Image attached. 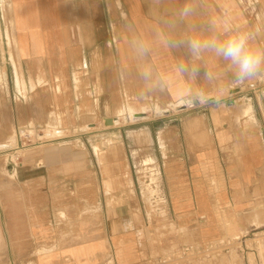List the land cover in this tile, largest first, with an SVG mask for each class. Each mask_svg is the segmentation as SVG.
I'll list each match as a JSON object with an SVG mask.
<instances>
[{"label":"crops","instance_id":"crops-1","mask_svg":"<svg viewBox=\"0 0 264 264\" xmlns=\"http://www.w3.org/2000/svg\"><path fill=\"white\" fill-rule=\"evenodd\" d=\"M9 1L15 63L9 57L8 68L0 65V264H264V100L244 94L260 77L230 86L226 78L219 102L203 105L181 102L175 89L137 100L139 85L117 78V68L128 63L130 36L145 32L158 15H171L189 0ZM196 2L198 13L191 22L228 15L234 24L252 30L256 46L264 49V0ZM183 55V50H157L153 63L165 71ZM208 63L224 64L211 58ZM127 105L137 110L135 121L126 115L129 124L119 126ZM67 115L65 122L78 130L97 124L101 115L102 135L118 134L123 142L130 139L129 125L149 133L160 174L154 185L159 196L150 201L114 193L113 188L131 186L123 179L132 171L128 158L117 168L113 163L103 170L100 164H88L95 168L104 195L90 196L96 212L85 218L75 213L67 227L57 213L66 197L49 190L64 185L49 180L47 167L57 166L53 174L79 175V163L65 171L59 166L80 157V148L54 146L26 153L20 163L11 159L17 133L48 122L58 125ZM109 117L119 124L105 125ZM85 138L80 131L72 136L79 142ZM148 151L144 147L145 155ZM38 165L46 169L34 173ZM118 174L122 179L115 180ZM78 197L67 199L76 206ZM151 220L175 228L162 245L152 243L161 233L150 232ZM61 236L84 240L64 242ZM185 246L197 247L198 256L156 262ZM209 247L211 254L203 252Z\"/></svg>","mask_w":264,"mask_h":264},{"label":"clouds","instance_id":"clouds-1","mask_svg":"<svg viewBox=\"0 0 264 264\" xmlns=\"http://www.w3.org/2000/svg\"><path fill=\"white\" fill-rule=\"evenodd\" d=\"M197 13L196 0H189L171 15H158L145 32L126 41L128 63L117 68V78L139 85L137 100L175 89L183 103H210L213 92L219 102L226 78L230 86L264 76V49L256 46L252 30L234 24L228 15L191 22ZM157 50H183L184 55L160 71L153 63ZM209 58L224 64L209 65Z\"/></svg>","mask_w":264,"mask_h":264},{"label":"rangeland","instance_id":"rangeland-1","mask_svg":"<svg viewBox=\"0 0 264 264\" xmlns=\"http://www.w3.org/2000/svg\"><path fill=\"white\" fill-rule=\"evenodd\" d=\"M256 16V12L252 15ZM262 15V13H260ZM11 7H10V1L9 0H0V65L3 68H8V59L11 57L12 63L14 61L15 56V44H14V30L12 28V20H11ZM257 23L260 24L259 18L256 17ZM10 38V40H9ZM19 80V77H18ZM250 93L251 96L248 97V99H258V100H264V76L260 77L258 82L255 83L253 86L249 87L247 91H244V94ZM212 100H216V97H212ZM129 105L125 106L122 109L121 115L122 119L118 121L119 126L122 125H128L129 123L126 120V115L131 116V121H135V116L137 113H132L129 110ZM101 114V113H99ZM68 117V115L63 117V120L61 119V122L56 125L55 122H48L45 124H42L41 127H38L34 129V131L25 133L23 131L22 133H17L19 135V141L15 139L14 145H16V153L11 157L12 163H20L22 161L23 156H26L25 154L30 152L39 151L40 149H46L49 150L54 149V146H58L59 148L62 147L63 150H72L74 145L77 147V149L80 148V157H77L75 160H71L69 162H65L64 165H61L59 167H63L64 171L65 169H70V167H75L77 163L80 165V174H73L71 171H68V174L66 175L61 174L58 172V174H53L52 171H54L57 167L56 165L53 167L48 166L47 167V174L49 176V180L54 184L59 182V185H64L63 189L59 188L56 189L55 187L50 188V195H58V196H65L66 197V205H61V207L58 208L57 213L59 215H63L64 223L67 225V227H72V223L68 222V219L72 218L73 215L76 213L77 217L85 218L88 215L92 214L95 209V205L91 204L89 201L90 196H98V195H104L103 192L100 193L101 189L99 188L98 180L100 179L98 176H94V169L93 167H89V165H95L100 164L102 167V170L104 169V164L113 163V167L117 168L119 167V163L122 158H125L130 160L132 167L129 173V176H126L123 178L124 180H128V184L131 185L129 188H113V191L115 194L120 196L121 194H124L125 196L130 197H143L147 200L153 201L156 197L159 196L158 189H155L154 185L158 184L159 181V170H156L154 168L153 159H152V148H154V141L149 133L144 134L142 132H137L136 128L137 125H129L128 127L131 128L129 131L130 133V139L128 141H124L121 138V136L118 134L112 133V135H109L107 138L104 137L103 129H104V121L101 117V115L97 118V124H83L81 125V129L78 130V127L72 128L71 123H66L65 119ZM74 118V116H72ZM116 124V125H118ZM106 125V124H105ZM108 126V125H107ZM62 128V132H58L57 130ZM85 135V139H80L79 141L72 140V136L78 134V132ZM22 139H21V138ZM42 145V146H41ZM40 146V147H36ZM149 149L150 154H144L143 150ZM34 148V149H29ZM50 155V154H49ZM112 159L108 161L107 157ZM5 159H7L9 156H4ZM70 156L68 154H64L63 158L67 159ZM10 158V157H9ZM107 160V161H106ZM11 161V160H10ZM38 162V161H36ZM38 164H41L38 162ZM73 165V166H71ZM39 166V165H38ZM88 166V167H86ZM13 167H17L16 165H13ZM35 167L34 173L39 172L42 169H46V167L40 168ZM115 170V169H114ZM100 171V169H99ZM77 173V172H76ZM104 173V172H102ZM57 175H59L60 178H57ZM113 175L114 171H113ZM120 178V175L115 178ZM41 180H44L41 179ZM46 180V179H45ZM135 180V182H134ZM57 181V182H56ZM97 181V183H95ZM80 182V184H79ZM41 185V183H39ZM76 185V187H75ZM95 185H98V187L94 188ZM40 189V188H38ZM36 190V189H35ZM73 190V192H72ZM57 191V192H56ZM97 193V194H96ZM76 202L78 205L74 206L72 203V199H67L68 196H71L73 198H76ZM69 201V202H68ZM98 206V205H97ZM151 209V206H150ZM62 212V213H61ZM61 213V214H60ZM120 213H123V210L120 208ZM79 215V216H78ZM63 222L61 224L63 225ZM133 222H137L134 220ZM159 223L155 225V223ZM77 225V224H76ZM172 225H168L167 221H152L151 220V227L150 232H154L156 230L157 233H161L160 237H157L152 240V243L156 241L157 244H163V240L166 239L167 236H169V233H174L175 228L172 226V230H170V227ZM60 240V237H58ZM84 240V237H77L73 239V237L70 236H61V240L64 242H72L75 240ZM51 242H57L56 237H51ZM69 257H65L67 259ZM220 258H227V255H224Z\"/></svg>","mask_w":264,"mask_h":264},{"label":"built area","instance_id":"built-area-1","mask_svg":"<svg viewBox=\"0 0 264 264\" xmlns=\"http://www.w3.org/2000/svg\"><path fill=\"white\" fill-rule=\"evenodd\" d=\"M229 247V242L227 243V248ZM205 253H212L211 248H206ZM201 253V250H200ZM199 250L197 247L194 246H185L183 248H180L179 250L175 251L174 253L166 256V257H160L156 260L158 263H169V262H177V261H188L194 256H198Z\"/></svg>","mask_w":264,"mask_h":264},{"label":"bare ground","instance_id":"bare-ground-1","mask_svg":"<svg viewBox=\"0 0 264 264\" xmlns=\"http://www.w3.org/2000/svg\"><path fill=\"white\" fill-rule=\"evenodd\" d=\"M249 102V101H248ZM247 104V103H246ZM241 106V105H240ZM244 106V105H243ZM246 106V105H245ZM248 107V106H247ZM129 110H130V112H132V113H137V110L133 107V106H131V105H129ZM246 107H244V109H245ZM247 109V108H246ZM246 109H245V111H246ZM118 119L117 118H114V124L113 125H116V124H118ZM109 126V125H108Z\"/></svg>","mask_w":264,"mask_h":264},{"label":"water","instance_id":"water-1","mask_svg":"<svg viewBox=\"0 0 264 264\" xmlns=\"http://www.w3.org/2000/svg\"><path fill=\"white\" fill-rule=\"evenodd\" d=\"M105 124L106 125H113L114 124V119L109 117V118H105Z\"/></svg>","mask_w":264,"mask_h":264}]
</instances>
